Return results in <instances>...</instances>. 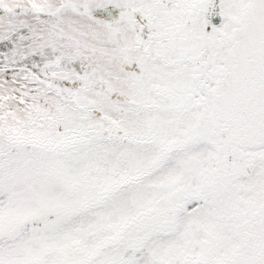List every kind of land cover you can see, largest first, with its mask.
<instances>
[{
    "label": "snow or ice",
    "instance_id": "1",
    "mask_svg": "<svg viewBox=\"0 0 264 264\" xmlns=\"http://www.w3.org/2000/svg\"><path fill=\"white\" fill-rule=\"evenodd\" d=\"M0 264H264V0H0Z\"/></svg>",
    "mask_w": 264,
    "mask_h": 264
}]
</instances>
